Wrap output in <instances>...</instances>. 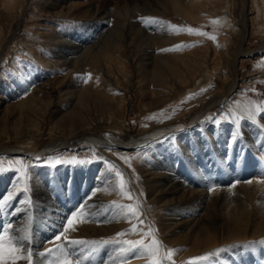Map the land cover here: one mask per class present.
I'll return each instance as SVG.
<instances>
[{"label": "rangeland", "instance_id": "374dc122", "mask_svg": "<svg viewBox=\"0 0 264 264\" xmlns=\"http://www.w3.org/2000/svg\"><path fill=\"white\" fill-rule=\"evenodd\" d=\"M50 1L0 0V101L2 106L7 103L6 100L16 102L26 99L30 91L41 86L42 90L45 89L48 92L47 97L44 98L45 101L48 102L49 99L54 101L51 111L61 107L67 110L72 106L65 99L66 84H74L76 80L79 81L78 84L86 83L92 76L91 69L83 62L77 65L79 67L77 69L80 70H73L69 64L55 65L59 50L57 41L60 40L59 38L55 39L57 37L55 35L58 33L63 36L68 31H74L81 21L71 17L47 16L46 12L51 11ZM150 1L152 3L149 5L152 7L137 9L136 14L129 15V20L142 31L153 33L152 36H147L150 42L151 39L153 41L157 39V34H163L165 31L164 34L170 38L169 42L154 52L168 54L178 61L180 69L184 65L189 67L187 61L192 60V64L199 67V70L198 74L192 75L193 78L188 79L183 90L176 91L169 97L165 105L158 104L151 112H144L142 116L137 84L140 77L133 67H128L129 73L133 74L129 83L130 87L127 89V85L123 83L120 84L121 89L116 90L121 98H123L122 96L126 97L128 103L126 106L124 105V109L117 116V122L105 124L110 128L102 125L109 133L118 134L120 137H133L141 133L140 126L148 128L174 119L185 125L193 119L191 114L198 107L197 105L205 102L209 95L224 90V80L230 81L233 77L231 65L228 66L220 62L219 52L223 49V45L228 43L231 63L234 54H236L241 33L243 0H182L183 4L179 8H175L172 4L163 6L156 4L155 0ZM126 2L130 10H135L132 5L135 6L137 3L141 6L139 0H126ZM101 7L110 11L120 9V7L124 8L125 5L121 0H105L101 3ZM248 12L246 37L242 44L245 52L264 46V0H248ZM112 22L122 24L123 17L112 16L106 26H111ZM160 28H163L164 31ZM224 37L227 38L225 44ZM7 40L9 41L8 45L2 50V46ZM131 49V55H135V50L138 47L135 46ZM248 54L238 56L236 61L240 85L221 104L207 109L200 118L201 122L199 121V124L192 127L168 132L165 136L138 147L108 146L105 148L107 154L101 153L88 143L56 148L48 154L31 158L24 156L13 158L8 154H0V179H2L0 182L4 185L0 191V200H6L3 208H0V234H4L5 242L12 240L8 232L10 228L7 226L10 224L12 228L14 221L5 223V229H7L5 233L2 217L19 212L20 208L27 209L25 214L27 221L30 220L22 229L26 231L28 228L26 232L30 235L31 240L33 241L34 237L38 238L44 233L41 230L49 219H42L44 226L38 227L37 224L41 222L39 214L43 213L39 201L44 203L38 197V193L41 194L43 190L47 189L48 195L54 202L66 206V213L60 229L42 239L43 242L47 241L46 246L43 242L40 245L44 253L42 264H58L65 258L71 259L73 264H76L78 259L73 254H79L82 243L88 240H94L93 245L85 248L83 256L85 260L79 259L80 264H101L104 260V253L107 252V245H114L116 251L121 252V248L128 247L123 243L127 240H142L144 245H151L155 240L158 243L154 247L158 251L155 255L149 254L145 248H141L135 255H126L121 252L122 256L118 264H152L154 260L159 264H264V233L243 241L229 244L219 243L218 246L203 249H195V247L190 249L191 246L184 242H166V248H164L161 240L163 235H169V240L174 235L172 232L165 234L161 229L159 220L162 211L148 202L146 185L138 170L139 167H146L148 164L152 166L158 162L169 163L177 158L176 165L169 166L173 170L172 176L178 174L179 171L182 173L186 171L182 176L185 177L186 186L191 188L194 185L196 188L195 180L197 178L194 179L195 170L198 171L195 167L196 162L208 167L215 175L214 180H220L222 179L221 173L218 174L217 167L214 168L215 170L212 169L209 162L220 161L219 154L225 152L227 148V151L240 154V160H238L240 164H246L257 158L258 162L250 166L257 165L259 172L236 179L235 181H239V184L237 182L234 184L237 183L240 187L238 190L231 191L227 198L233 201L225 200L224 205L218 207L219 212L228 219L230 226L244 214L247 215L244 216H246L249 226L251 219H254L261 209L264 210V153L254 150V145L247 138V132L252 129L256 131L260 140L255 146L264 143V123L262 122L264 121V49L256 50L251 55ZM188 67L181 73H189ZM208 73L212 79V83L209 84L211 86L196 88L195 85L203 76L202 74ZM223 73L226 75L225 79H223ZM95 79L94 82L97 83ZM257 108L261 110L255 119L249 118L247 112L255 111ZM48 125L46 120H42L40 133L33 136L27 133L17 135L9 131V135L4 134L0 137L1 145L41 150L62 133L55 130L51 132ZM234 132L238 134L235 137ZM191 145H193V149H191ZM187 147L189 150L185 149ZM239 149L240 151H238ZM202 152L209 157H206ZM109 155H113L123 162L125 166L123 170ZM73 158L86 162L70 163L69 161ZM206 158L209 159V162ZM81 173L85 174L88 181L83 185L84 192L86 191L85 197H93V194L97 193L98 198L103 199L108 206L107 212L100 218H105L106 222L105 220L100 221L101 224L107 225L108 221H113L115 229L98 235H90L86 232L78 233L80 227L82 228L86 224L84 215L79 211L80 201L77 203L79 197L75 192L79 190L76 180ZM117 173L120 175L117 176ZM91 179L99 180L101 185L96 187L91 183ZM121 180L124 182L123 191L119 187ZM245 183L248 185H244ZM9 197L10 199H6ZM73 200L76 204H73ZM129 206L134 210V214H128ZM254 210H257V214ZM73 212L77 214L76 222L73 225L75 230L65 231L67 218ZM180 216L183 215L180 214ZM58 235L61 236L60 240L56 239ZM67 240L79 241V243L69 244ZM23 243L29 244V240L23 241ZM17 246L19 245L17 244ZM257 246L259 247L257 248ZM57 247L64 248L68 252V256L65 257L61 252L53 250ZM169 250H172L170 258ZM29 251L32 254V264H37L34 255L35 248H31ZM242 251L249 253L245 255ZM237 253L244 258L242 261L235 258ZM7 259L8 264H29L26 259L19 261H14L11 257H7Z\"/></svg>", "mask_w": 264, "mask_h": 264}, {"label": "bare ground", "instance_id": "6f19581e", "mask_svg": "<svg viewBox=\"0 0 264 264\" xmlns=\"http://www.w3.org/2000/svg\"><path fill=\"white\" fill-rule=\"evenodd\" d=\"M104 1L105 0L50 1L51 11L46 12L47 16L57 15L71 17L81 21V24L79 23L75 28L76 31H68L63 36L58 33L55 35L57 36L55 39H60L58 41L56 40L58 42L57 45L59 50L55 65L69 64L73 70H80L77 69L79 68L77 65L83 62L89 67V69H91L92 76L86 83L78 84L79 81L76 80L74 84H66L64 91L65 99L72 106L67 110L60 106V109L51 111L54 101L53 99H49L48 102L45 101L44 98L47 97L46 94L48 92L45 89L42 90L40 88L41 86L30 91V94L26 99L16 102L6 100L7 103L4 106H2L0 101V137L4 134L9 135V131H12L17 135L23 133L32 136L38 135V133H40V123L42 120H46L51 132H54V130L62 132L54 141L47 143L41 150L6 146L1 145L2 142H0V154H8L13 156V158H17L18 156L31 158L48 154L56 148L70 147L79 143L91 144L101 153L107 154L105 148L108 146L121 148L138 147L154 139L163 137L168 132L181 130L184 127H192L200 121L202 114H204L207 109L221 104L226 97L240 85V77L238 76V67L236 64L238 56L247 53L251 55L254 54L256 50L259 51L264 49V46H261L258 49L250 50L248 52L243 50L242 44L246 37L249 14L248 0H243L241 33L236 54H234L231 63L228 54L229 44H225V40H227L226 37L223 38L225 45H223V49L219 52V57L221 58L220 62L225 63L228 66L231 65L233 74L231 80L226 81V75L223 73L222 76L223 79H225L224 90L209 95L205 102L198 104V107L192 111L191 115L193 119L185 125L177 122L175 119L148 128H143L144 126L139 125L141 133L133 137H120L118 134H111L109 131L105 130L106 127L110 128L109 125L106 126L105 124H113L117 122V116L122 112V109H124V105L126 106L128 103L126 97L124 98V96H122L123 98H121L116 93V90L121 89L120 84L125 83L127 89L130 87L129 83L133 74L129 73L130 71L127 69L128 67H133L140 77L137 84L139 86V106L141 107L140 112L142 113V116L144 115V112H151V110L157 107L158 104L165 105L173 93L183 90L184 84L188 79L192 75L194 76L195 74H198L199 67H195V64H192V60L190 59L191 61H187V63L189 62V67L184 65L183 68L180 69L178 67V61L168 56V54L159 51L154 52V50L165 46L169 42L170 38L164 34V29L160 28V30L164 31L163 34H157V39L154 41L151 39L150 42V39L147 36H152L153 33L146 30L142 31L140 28L134 26L129 20V15L131 13L136 14L137 9H147L152 7L149 5L152 3L150 0H139L141 6L138 3L139 6L137 4H135V6L132 5L135 9H132L133 11L128 8L129 6L126 0H121L124 2V8L120 7V9L118 8L117 10L112 9L108 11L107 8L101 7V3ZM155 1L156 4L163 6L172 4L175 8H179L183 4L182 0ZM112 16H122L123 23L116 24L112 22L111 26L107 27L106 24L110 21ZM8 42L9 41L7 40L4 43L2 50L6 48ZM135 46H137L138 49L135 50V55H131V48ZM186 67L190 69V72L182 74V70ZM202 75L201 79H198L199 81L196 83L195 87L200 89L202 87H210L211 85L209 84L212 83L210 73ZM94 79L97 83L94 82ZM200 93L203 92L200 91ZM146 121H148V119H146ZM262 122L264 123V121ZM247 138L252 145H254V150L256 149L258 152L264 153V143L261 142L262 145L259 144V146H255L259 140L255 130H249V132H247ZM188 147L185 149H188ZM193 148V145H191V149ZM227 150L223 153L219 151L221 153L219 154L220 161L212 160L209 162V159L206 158L209 165L212 166V169L217 167L216 169L219 170L218 174L221 173L222 179L220 180H214L215 175L212 174L208 167L201 163H195V167L198 170L197 172L195 170L196 175L194 176V179L197 178L195 180L196 183L194 182L197 185L196 188H194V185L192 186L193 188H188L186 186L185 177H182L186 171L183 173L179 171L178 174L172 176L173 170H171V167L169 166H175L178 161L177 158H174L169 163L165 162L162 164L161 162H158L152 164V166L148 164L149 166L146 165V167H139L138 170L146 185L147 197L149 198L148 202L155 205V207L160 208L162 211L159 220L161 229L164 230L165 234L167 232H172L174 235L171 240L168 238L169 235H163L161 240L164 248H166V242H184L191 246L190 249L193 247H195V249H203L215 246L219 243L229 244L234 243L235 241H243L244 239L253 238L264 233V210L262 211L261 209V212L258 214L256 213L257 210H254L257 215L252 212L256 216L254 219H251L249 226L248 220L245 218L247 216L246 214H244L246 216L243 215L244 217L239 215L241 218L237 219V221L235 220L230 226L226 216L222 215L223 213H220L218 210L219 206L222 204L224 205L225 200H232L227 199L230 192L238 190L240 187V185H238L239 181H235L236 179H239L242 176L246 177L252 175L257 171L259 172V170H257V165L254 167L250 166L251 164H256V162H258L257 158H254V160H251V162H247L246 164H240L238 162V160H240V154ZM190 151L192 152V150ZM238 151H240V149ZM203 154L206 156V153ZM109 156L117 162L123 170L125 167L123 162L113 155ZM223 157H225V159H222ZM246 166L248 167L246 168ZM76 181L79 189L78 191H75L77 192L76 195L79 197L77 203L80 201L79 211L84 215L83 217L86 223L82 228L80 227L78 233L81 234L86 232L90 235H98L115 229L113 221H108L107 225L101 224L105 218H100L102 214L107 212L106 209L108 208L106 202H104L103 199L98 198L97 193H94L93 197H85L86 191L84 192L85 189L83 188V185H85V182H88L85 174L82 175L81 173ZM90 181L96 187L101 185L97 179H95V181L91 179ZM234 182H237L238 184H234ZM244 185L248 184L245 183ZM2 186L4 185L0 182V191L3 189ZM69 188L72 189L73 187ZM46 190H43V192L41 191V194L38 193V197L44 201V203L39 201L44 214H39L41 222L37 225L38 227L44 226L42 224V219H49V221L41 230L44 231V233L38 238L33 236L34 240L32 241L29 237L30 235L26 232L28 228L26 231L22 229L30 220L27 221V216L25 214L27 211L26 208H20L18 209L19 212L10 213L2 217V222L4 224L3 229L6 228V222L11 220L14 221L12 224L13 227L8 229L12 239L15 238V240H19V238L22 237L29 238V244H24V248L22 249L23 255L27 256L29 254V249L35 248V254H33L37 259V264H42V256L44 254L40 248V245L43 242L42 239H45L49 234L60 229L66 213V206L54 202ZM74 190L71 191L74 192ZM39 198L38 200H40ZM74 201L75 200L72 201L73 204H76ZM50 212L53 213L51 214ZM180 214L183 216H180ZM11 216H13L12 219ZM16 217H18V219H16ZM93 241L94 240H88L83 243L81 242L83 245L80 251L78 249L79 254L75 253L73 256L78 260L80 259L81 261H84V250H86L85 248L91 247ZM43 243L46 246L47 241ZM106 247L107 252L104 253V260L101 264H118L122 253L116 251L114 245H107ZM258 247L259 246H257V248ZM74 248L73 250H75ZM242 253L247 255L249 252L242 251ZM235 258H238L239 261L244 259L239 253L236 254Z\"/></svg>", "mask_w": 264, "mask_h": 264}, {"label": "snow or ice", "instance_id": "6c2138e0", "mask_svg": "<svg viewBox=\"0 0 264 264\" xmlns=\"http://www.w3.org/2000/svg\"><path fill=\"white\" fill-rule=\"evenodd\" d=\"M189 31H192L191 29H189ZM214 39V37H213ZM260 108H257L255 111H248L247 115L249 116V118L251 119H255L256 115L260 112ZM238 134L234 132V137L237 136ZM70 163L76 164V163H85L86 161L84 160H77L75 158H73L71 161H69ZM27 175V172L25 173ZM120 173H117V176H119ZM120 190L123 191L124 189V182L123 180H121L120 182ZM6 199H10L6 198ZM6 203V200H0V208H3L4 204ZM128 214H134V210L131 208V206H129L128 209ZM76 218H77V214L75 212H73L68 218H67V222L65 225V231L68 230H75L73 228L74 223L76 222ZM8 228H11V225L9 224L7 226ZM135 227V226H133ZM7 232V229H5V233ZM57 240L61 239V236L58 235L56 237ZM65 239H67L65 237ZM29 238L28 237H22L19 238V240H15V238H13L12 240H9L8 242H5V236L4 234H0V264H8V259L7 257H11L12 260L14 261H19L22 259H26L29 261V264H32V260H31V252L29 251V254L27 256L22 255V249L24 248V243L23 241H28ZM67 243L69 244H75V243H79V241H73V240H67ZM125 245H127L128 247L126 248H121V252L124 254H137L139 252V250L141 248H145L147 249V252L149 254L155 255L156 252L158 251L157 248H155L154 246L157 245V241L153 240L151 245H144L142 240H127L123 242ZM17 244H19V246H17ZM55 251H59L61 252V254L65 257L68 256V252L64 250V248H60L57 247L56 249H53ZM51 251V250H50ZM168 255L169 258L172 255V250L168 251ZM58 264H73L71 259H63L60 260L58 262ZM76 264H80L79 260H77ZM152 264H159L158 261H153Z\"/></svg>", "mask_w": 264, "mask_h": 264}]
</instances>
